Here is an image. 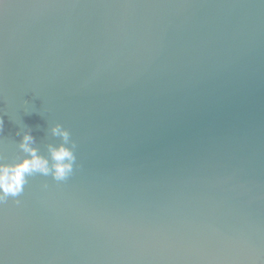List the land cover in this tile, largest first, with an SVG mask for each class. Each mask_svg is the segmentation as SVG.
Instances as JSON below:
<instances>
[{
	"label": "water",
	"instance_id": "1",
	"mask_svg": "<svg viewBox=\"0 0 264 264\" xmlns=\"http://www.w3.org/2000/svg\"><path fill=\"white\" fill-rule=\"evenodd\" d=\"M0 119L79 165L0 205V264H264V0H2Z\"/></svg>",
	"mask_w": 264,
	"mask_h": 264
},
{
	"label": "clouds",
	"instance_id": "2",
	"mask_svg": "<svg viewBox=\"0 0 264 264\" xmlns=\"http://www.w3.org/2000/svg\"><path fill=\"white\" fill-rule=\"evenodd\" d=\"M24 104L25 112H28V101H24ZM49 131L51 136L58 138L60 142L47 144L46 155L41 154L40 149L35 146L36 140L31 129L16 132V135L21 137L18 148L23 153L22 156L15 157L9 163L0 155V205L6 203L9 198L19 204L20 200L16 198L23 193L29 177L38 174L63 182L79 167L76 163L77 144L71 139L70 132L59 123L51 126ZM2 134L3 120L0 119V135ZM43 187L47 188V184Z\"/></svg>",
	"mask_w": 264,
	"mask_h": 264
},
{
	"label": "snow or ice",
	"instance_id": "3",
	"mask_svg": "<svg viewBox=\"0 0 264 264\" xmlns=\"http://www.w3.org/2000/svg\"><path fill=\"white\" fill-rule=\"evenodd\" d=\"M0 3H2V0H0Z\"/></svg>",
	"mask_w": 264,
	"mask_h": 264
}]
</instances>
